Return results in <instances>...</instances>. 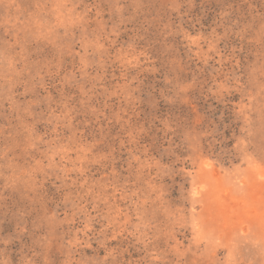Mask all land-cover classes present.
<instances>
[{"label": "rangeland", "instance_id": "rangeland-1", "mask_svg": "<svg viewBox=\"0 0 264 264\" xmlns=\"http://www.w3.org/2000/svg\"><path fill=\"white\" fill-rule=\"evenodd\" d=\"M0 264H264V0H0Z\"/></svg>", "mask_w": 264, "mask_h": 264}]
</instances>
